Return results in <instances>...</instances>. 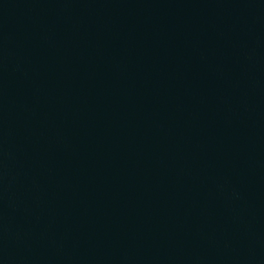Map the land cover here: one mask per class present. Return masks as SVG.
I'll return each mask as SVG.
<instances>
[{
  "label": "water",
  "instance_id": "water-1",
  "mask_svg": "<svg viewBox=\"0 0 264 264\" xmlns=\"http://www.w3.org/2000/svg\"><path fill=\"white\" fill-rule=\"evenodd\" d=\"M0 264H264V0H0Z\"/></svg>",
  "mask_w": 264,
  "mask_h": 264
}]
</instances>
